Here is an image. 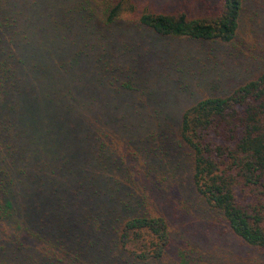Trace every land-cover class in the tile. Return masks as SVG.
I'll return each instance as SVG.
<instances>
[{
	"label": "trees",
	"instance_id": "16d2710c",
	"mask_svg": "<svg viewBox=\"0 0 264 264\" xmlns=\"http://www.w3.org/2000/svg\"><path fill=\"white\" fill-rule=\"evenodd\" d=\"M172 3L0 0V264H264V0ZM174 39L261 63L174 111Z\"/></svg>",
	"mask_w": 264,
	"mask_h": 264
},
{
	"label": "rangeland",
	"instance_id": "374dc122",
	"mask_svg": "<svg viewBox=\"0 0 264 264\" xmlns=\"http://www.w3.org/2000/svg\"><path fill=\"white\" fill-rule=\"evenodd\" d=\"M158 9L162 10L164 8H171L172 0H151ZM239 40H246L249 43H254L253 38L254 36L260 40L258 41L259 44L256 45V48H264V28H258V27H251V24H249L248 19L243 22L241 29L239 30ZM156 46L154 48L158 47V44H164V41L167 39H161L159 37H155ZM235 42V41H234ZM158 43V44H157ZM198 42L196 41H189V40H169V45L166 47L168 48H162L167 49L168 51H178V55L171 56L169 58L170 61L179 62V64H171L169 65L168 69L164 71L165 69H162L158 76L154 78V82L158 84L159 80L162 78H166L167 82L165 80L161 81V84L163 82H166L167 88L163 92L164 94L168 95V92H170V103L173 104L174 108L176 110L174 111H181L185 109L190 104L195 103L196 101H199L201 98H203L206 95L209 94H223V89L227 88L228 85L233 82L234 80H237V77L231 78V82L228 80L226 81V74L228 71H230L231 67L234 68L230 72V76H233L235 74V67H233L235 64L231 63V60L235 61L237 64L241 61L244 62V64L248 62L254 61L249 56L250 52H248L246 49H243V52H233V55L235 57H231L228 55V52L224 54H220L217 51L221 48L219 43L215 42H206L205 44H196ZM168 44V41H167ZM252 50H256L254 48V44L249 47ZM206 50H214L217 53V59H213L214 61H218L221 64L217 65L216 68H213L212 70H208L203 64L204 56L202 60H198L199 58L197 55H195L194 51L197 52H204ZM192 50V51H188ZM257 51V50H256ZM218 54L220 56H218ZM238 54V55H237ZM209 57H213V55L209 54ZM226 59V61L224 60ZM261 63L260 61H254ZM252 63V66H255V63ZM202 64V65H201ZM242 64V63H240ZM215 65V64H214ZM223 66V69H225V73L219 71L220 68L218 66ZM159 67L163 66V64L158 65ZM244 66V65H240ZM182 67V68H181ZM242 68V67H241ZM240 68V69H241ZM238 69V68H236ZM253 69V68H252ZM247 76V75H245ZM160 83V82H159ZM184 84H186V87H184ZM216 84L215 86H212L213 84ZM229 83V84H228ZM163 86V85H162ZM229 90H231L232 86L229 85ZM158 89V88H157ZM163 90V89H162ZM161 91V90H159ZM229 92V91H228ZM227 92V93H228ZM165 95H163V98L165 99ZM181 100H180V99ZM170 109V108H169ZM173 111L171 110V113Z\"/></svg>",
	"mask_w": 264,
	"mask_h": 264
}]
</instances>
